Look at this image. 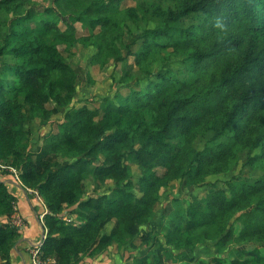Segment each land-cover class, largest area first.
<instances>
[{"label":"trees","instance_id":"1","mask_svg":"<svg viewBox=\"0 0 264 264\" xmlns=\"http://www.w3.org/2000/svg\"><path fill=\"white\" fill-rule=\"evenodd\" d=\"M30 1L0 0V264H16L15 245L26 225L19 213L20 200L8 186V181L19 184L11 167L20 173L23 187L38 191L47 202L48 212L32 201L33 207H40L39 220L45 214L42 258L79 264L84 255L105 253L113 242L124 246V239L141 237L149 244L154 232L146 226L161 189L184 170L195 184L223 171L239 149L260 148V158L264 157V0H202L180 11L168 10L164 25L147 29L142 48L131 55L142 67L153 54L171 47L187 53L192 61L188 75L152 73L146 89L118 93L104 98L98 108L78 110L70 106L67 96L76 93L79 73L57 44L46 39L55 34V40L73 45L79 40L77 30L66 23L62 33L52 20L54 9L41 13L29 7ZM54 1L70 4L71 14L91 32L81 40L98 48L92 61L100 60L105 53V29L116 27L113 13L124 0ZM194 12L204 18L198 30L171 26ZM55 111L63 112V129L45 135L43 150L69 161H35L26 143L30 147L39 139L36 120L48 121ZM147 113L152 115L150 121ZM210 131L221 141L197 152L195 141ZM178 139L183 145L176 149L173 142ZM129 156L151 172L139 181L140 196L133 191ZM87 177L120 186L114 197L102 194L85 199ZM230 189L231 198L217 189L202 200L195 199L186 211L191 228L185 231L181 222L175 223L160 242L161 250L195 251L198 245L192 237L197 233L204 240H218L222 247L236 239L264 241V177L254 183H231ZM17 213L22 226L14 223ZM110 219L117 221L118 228L105 236L103 229ZM233 220L242 227L238 236ZM167 253L172 257L174 251ZM193 258L182 251L175 263L191 264ZM229 264L248 263L239 251Z\"/></svg>","mask_w":264,"mask_h":264},{"label":"rangeland","instance_id":"2","mask_svg":"<svg viewBox=\"0 0 264 264\" xmlns=\"http://www.w3.org/2000/svg\"><path fill=\"white\" fill-rule=\"evenodd\" d=\"M202 0H124L120 4L119 10L113 13L115 26L105 29V53L97 62L92 58L97 55L98 48L92 44H85L81 38L91 34L83 23L77 21L69 10V3L61 1L57 4L54 0H31L29 7H34L41 13L46 8L51 7L56 12L52 15V20L57 23L62 33L66 31V23L72 24L77 30L79 40L73 45L62 43L55 40V34L46 36L49 43H56L67 62L72 64L79 73V85L73 95L67 96L70 106L75 109L84 107L98 108L102 100L107 97H114L115 94L127 95L130 91H139L148 86V77L152 73L160 71L173 72L174 74L188 75L192 67V61L187 53H179L171 47H165L162 52L153 54L142 67H138L135 51H139L143 45V35L147 29L163 26L165 13L168 10L180 11L185 5H196ZM55 14V13H54ZM45 17V16H44ZM204 18L200 13H190L179 22L172 23L175 29H187L196 27L197 30L203 24ZM98 36L103 35V30L98 28ZM96 35V34H95ZM167 43V42H165ZM101 62V63H98ZM145 72L148 75H145ZM0 95L2 92L0 90ZM54 106H50V108ZM54 109V108H53ZM147 121L152 119L151 113L146 114ZM64 121L63 112L55 111V114L48 121L41 118L37 119L40 135L39 139L27 144L33 159H49L59 164H64L69 160L58 155L48 154L42 150L46 143L45 135L49 132L58 133ZM63 129V128H62ZM61 129V130H62ZM216 139L214 132L201 135L194 143L197 152H204L208 147H213L220 142ZM227 142V139L224 138ZM174 145L179 149L183 141L175 140ZM129 155V154H127ZM260 148L249 150H237L231 162L223 171L212 173L198 179L192 184L189 180L190 172L184 170L180 177L168 183L161 189L159 202L154 207V215L151 223L146 227L147 231H153L154 238L149 244H144L141 237L132 240L124 239L127 243L121 246L118 242L109 245L105 252L104 259L98 264H178L175 263V256L181 252L189 253L194 257L191 264H217L218 262L229 264L233 259L239 257V251L248 264H259L264 260V241H239L233 240L227 246L222 247L218 240H204L200 233L193 235V244L198 245L195 251L189 252L188 249L175 250L173 247L161 250V241L165 240L167 233L175 229V223L181 222L185 231L189 230L186 218V211L195 199L202 200L213 190H225L228 198H231L230 184L254 183L264 177V157ZM102 158L99 163H102ZM130 179L134 184V193L140 196L139 181L148 172L137 165L134 157H127ZM15 174L19 180V185L23 186L20 173L15 169ZM159 175L163 173L161 169L156 170ZM5 179H10L5 177ZM8 181V180H7ZM84 198L97 197L102 194L115 196V189L120 185L112 180L97 181L87 177L84 182ZM9 188L17 189L18 186L8 181ZM31 190V189H30ZM27 190V191H30ZM36 200L34 194H32ZM43 201H45L43 199ZM47 205V202L45 201ZM44 206L46 207V205ZM48 206V205H47ZM48 207L45 208L47 210ZM77 222L79 219L75 218ZM236 229V236L241 230V225L236 220L232 221ZM118 223L115 219H110L105 223L103 234L109 236L117 231ZM123 243V242H122ZM172 249L174 254L169 257L168 253ZM169 250V251H168ZM96 253H93V255ZM148 255V256H147ZM52 264H59L54 258H48ZM144 263V264H145ZM182 264H186L182 262Z\"/></svg>","mask_w":264,"mask_h":264},{"label":"crops","instance_id":"3","mask_svg":"<svg viewBox=\"0 0 264 264\" xmlns=\"http://www.w3.org/2000/svg\"><path fill=\"white\" fill-rule=\"evenodd\" d=\"M14 185L18 186L16 190L13 189V192L17 195V197L20 200L19 213L20 215L22 214L26 220V225H24L25 227H23L24 233L19 239L18 241L19 243L17 244V248H16L17 250L16 264H32L30 261L29 250L43 240L44 229L38 217L39 215L38 211H40L39 210L40 207L37 208L33 207L32 201H36V200H34L33 195L29 191H27L30 189H27L19 184H14ZM20 215L18 213L15 214V216L17 217H20ZM104 255L105 253L96 254L94 256L84 255L79 264H98L99 262L97 261H102L105 258ZM143 262L145 263V261ZM178 264H182V263H178Z\"/></svg>","mask_w":264,"mask_h":264},{"label":"built area","instance_id":"4","mask_svg":"<svg viewBox=\"0 0 264 264\" xmlns=\"http://www.w3.org/2000/svg\"><path fill=\"white\" fill-rule=\"evenodd\" d=\"M11 171L13 173L15 172V170H13L12 168H11ZM15 176H16V174H15ZM16 179L18 180L17 176H16ZM18 183H19V180H18ZM29 192L31 194H34V196L36 198V201H38L39 203H41L43 205L45 204V201H43V199H44L43 196L38 191L30 190ZM46 212H48V211L46 210ZM44 216H45V214L40 216V222H41L43 227H44V221H43ZM15 218H16V220H15ZM13 220H14V223L17 226H22L23 225V220L20 217L14 216ZM44 230L46 231V229H44ZM45 237H46V233H45V236L43 237V239ZM41 243H42V241L39 242L38 244H36L35 246H33L29 250L31 263L32 264H52L49 259H43L42 258V256H41V248H40Z\"/></svg>","mask_w":264,"mask_h":264},{"label":"water","instance_id":"5","mask_svg":"<svg viewBox=\"0 0 264 264\" xmlns=\"http://www.w3.org/2000/svg\"><path fill=\"white\" fill-rule=\"evenodd\" d=\"M10 183H12V184H17V183H15V182H10ZM45 233H46V231L44 230V232H43V237L45 236ZM43 241V240H42ZM19 242H17V244H18ZM17 244L15 245V249L17 248Z\"/></svg>","mask_w":264,"mask_h":264}]
</instances>
